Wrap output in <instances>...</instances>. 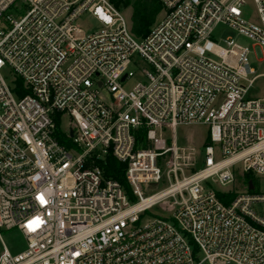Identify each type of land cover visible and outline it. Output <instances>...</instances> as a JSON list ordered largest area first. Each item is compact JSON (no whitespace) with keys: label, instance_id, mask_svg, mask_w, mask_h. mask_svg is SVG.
<instances>
[{"label":"built area","instance_id":"2783aa9c","mask_svg":"<svg viewBox=\"0 0 264 264\" xmlns=\"http://www.w3.org/2000/svg\"><path fill=\"white\" fill-rule=\"evenodd\" d=\"M158 1L139 38L111 0H0V264H264V98L249 48L213 39L237 29L263 60L264 0L257 22L247 0ZM194 124L200 152L179 143Z\"/></svg>","mask_w":264,"mask_h":264},{"label":"rangeland","instance_id":"374dc122","mask_svg":"<svg viewBox=\"0 0 264 264\" xmlns=\"http://www.w3.org/2000/svg\"><path fill=\"white\" fill-rule=\"evenodd\" d=\"M135 0H132L130 5L124 6L120 4V9L130 18L132 12V6ZM245 19L252 22H257V10L253 0H247L246 5L243 7ZM161 17V13L158 19ZM82 27L90 32L98 28L99 24L92 17H85L79 21ZM213 39L222 46H226L225 41H232L237 44L246 46L249 48V62L250 67L254 70V75H258L255 79L253 86L250 89L249 95L254 98H264V58L259 60L257 56L256 48L254 47L255 42L247 36L241 34L237 29L229 27L227 25H219L213 32ZM264 52V49H263ZM212 58L217 59L218 57L211 55ZM5 74H9V70L4 71ZM69 119H66L68 121ZM209 128L206 125L194 124L185 126L180 130L179 143L184 146H195L198 152L202 150L205 139L208 136ZM217 148V146H216ZM162 186L159 184H152L147 191V194L153 193L161 189ZM161 209L156 206L150 209L148 212L143 214V221L153 218L154 216L160 215ZM3 239L8 249L13 253L17 254L24 251L27 248L26 238L17 230H4Z\"/></svg>","mask_w":264,"mask_h":264},{"label":"trees","instance_id":"16d2710c","mask_svg":"<svg viewBox=\"0 0 264 264\" xmlns=\"http://www.w3.org/2000/svg\"><path fill=\"white\" fill-rule=\"evenodd\" d=\"M111 1L115 6L120 8V4L128 6L132 0ZM132 4L130 15L132 32L139 38L145 37L153 24L158 20V16L162 11V5L158 0H135ZM57 127L59 132L60 125L58 124ZM143 136H145V133L142 131L140 138ZM99 166L103 169L106 177L119 181L130 192L126 177V164L117 161L112 155H108L105 160L99 162Z\"/></svg>","mask_w":264,"mask_h":264},{"label":"water","instance_id":"95a60500","mask_svg":"<svg viewBox=\"0 0 264 264\" xmlns=\"http://www.w3.org/2000/svg\"><path fill=\"white\" fill-rule=\"evenodd\" d=\"M125 77H123V79H124ZM71 135H72V132H71ZM251 187H252V184H251Z\"/></svg>","mask_w":264,"mask_h":264}]
</instances>
